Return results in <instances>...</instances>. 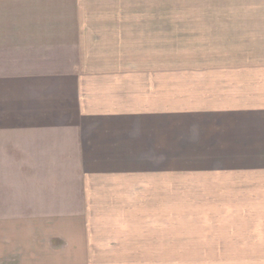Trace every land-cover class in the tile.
I'll return each instance as SVG.
<instances>
[{
	"label": "crops",
	"instance_id": "crops-1",
	"mask_svg": "<svg viewBox=\"0 0 264 264\" xmlns=\"http://www.w3.org/2000/svg\"><path fill=\"white\" fill-rule=\"evenodd\" d=\"M172 6L0 0V169L28 204L0 219L31 224L0 226V264L259 233L264 4Z\"/></svg>",
	"mask_w": 264,
	"mask_h": 264
},
{
	"label": "rangeland",
	"instance_id": "rangeland-1",
	"mask_svg": "<svg viewBox=\"0 0 264 264\" xmlns=\"http://www.w3.org/2000/svg\"><path fill=\"white\" fill-rule=\"evenodd\" d=\"M133 1L141 2L146 0ZM147 2L163 3L164 7H162L160 13L162 14V17L169 18H171L173 14L183 15V10H178L176 9V7L172 6L173 4L177 3H243L251 4V6H256V4H264V0H147ZM258 8L264 9V6ZM251 13L264 14V10H253ZM259 25L264 24L259 23ZM23 173L27 174V172ZM14 175L16 176L17 172L11 170L10 166L8 170L0 169V215H22L24 213H27L28 204H23L22 202L25 197H22L21 193H18L20 191L18 189L22 188V184L24 183V181L20 182L19 188L15 189L13 192L12 176L14 177ZM20 180L22 181L21 177ZM15 221H22L24 222V225L21 224L13 226V223ZM29 222L30 220L27 219H0V226H13V229L18 234L19 231L24 232V226H31ZM253 222L256 225L259 224V233H257L256 235L251 234V236L249 235L247 237L243 236L244 241H242L241 243L236 242V236L233 234H207L201 236V238H203L204 241L207 242L206 244L200 245L201 243L198 241L187 244L181 242L179 246L187 247L186 249L148 250L140 252H111L109 257L112 258L113 261L108 260L106 262H115L116 264H264V243L262 241V238H264V220L258 219L254 220ZM21 236L22 234H20V237ZM1 238L2 237L0 235V240ZM54 245L58 247L60 245L59 240H56V242L54 241ZM203 246H207V249H199ZM104 253L106 254V252Z\"/></svg>",
	"mask_w": 264,
	"mask_h": 264
}]
</instances>
